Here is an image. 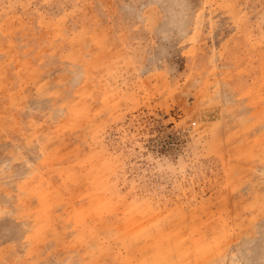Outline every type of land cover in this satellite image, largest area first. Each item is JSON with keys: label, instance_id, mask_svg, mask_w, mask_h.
<instances>
[{"label": "rangeland", "instance_id": "374dc122", "mask_svg": "<svg viewBox=\"0 0 264 264\" xmlns=\"http://www.w3.org/2000/svg\"><path fill=\"white\" fill-rule=\"evenodd\" d=\"M0 264H264V0H0Z\"/></svg>", "mask_w": 264, "mask_h": 264}]
</instances>
